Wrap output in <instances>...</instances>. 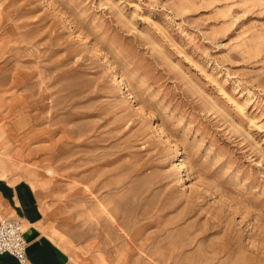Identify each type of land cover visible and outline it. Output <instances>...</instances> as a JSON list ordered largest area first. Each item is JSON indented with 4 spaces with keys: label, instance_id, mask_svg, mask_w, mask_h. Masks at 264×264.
<instances>
[{
    "label": "rangeland",
    "instance_id": "1",
    "mask_svg": "<svg viewBox=\"0 0 264 264\" xmlns=\"http://www.w3.org/2000/svg\"><path fill=\"white\" fill-rule=\"evenodd\" d=\"M0 102L97 260L264 264V0H0Z\"/></svg>",
    "mask_w": 264,
    "mask_h": 264
},
{
    "label": "crops",
    "instance_id": "2",
    "mask_svg": "<svg viewBox=\"0 0 264 264\" xmlns=\"http://www.w3.org/2000/svg\"><path fill=\"white\" fill-rule=\"evenodd\" d=\"M4 107H10L7 111L13 114L9 121L2 114ZM22 107L14 102H0L3 129H7L12 137L30 122ZM1 130L0 147L4 148L8 145L4 141L9 140ZM62 198L63 189L53 179H26L13 163L0 159V219L21 221L29 264H109L97 260L87 245H80L73 238L69 221L64 216ZM0 264L19 263L13 256L2 254Z\"/></svg>",
    "mask_w": 264,
    "mask_h": 264
},
{
    "label": "built area",
    "instance_id": "3",
    "mask_svg": "<svg viewBox=\"0 0 264 264\" xmlns=\"http://www.w3.org/2000/svg\"><path fill=\"white\" fill-rule=\"evenodd\" d=\"M21 228L22 223L18 219H0V255L9 254L19 264H29L27 244Z\"/></svg>",
    "mask_w": 264,
    "mask_h": 264
},
{
    "label": "bare ground",
    "instance_id": "4",
    "mask_svg": "<svg viewBox=\"0 0 264 264\" xmlns=\"http://www.w3.org/2000/svg\"><path fill=\"white\" fill-rule=\"evenodd\" d=\"M18 75V74H17ZM126 257V256H125ZM140 258L144 261H148V257L144 256L143 253L140 254ZM151 259V258H150ZM121 263V262H120Z\"/></svg>",
    "mask_w": 264,
    "mask_h": 264
}]
</instances>
